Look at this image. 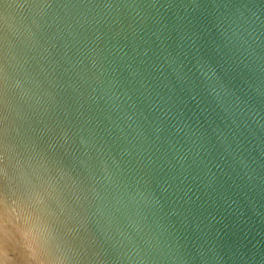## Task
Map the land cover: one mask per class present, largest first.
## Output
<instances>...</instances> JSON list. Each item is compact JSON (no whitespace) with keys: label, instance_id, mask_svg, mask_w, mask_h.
<instances>
[{"label":"clouds","instance_id":"obj_1","mask_svg":"<svg viewBox=\"0 0 264 264\" xmlns=\"http://www.w3.org/2000/svg\"><path fill=\"white\" fill-rule=\"evenodd\" d=\"M0 264H264V0H0Z\"/></svg>","mask_w":264,"mask_h":264}]
</instances>
